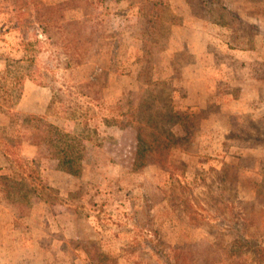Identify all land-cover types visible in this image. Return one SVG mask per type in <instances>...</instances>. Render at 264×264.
<instances>
[{
  "label": "rangeland",
  "instance_id": "374dc122",
  "mask_svg": "<svg viewBox=\"0 0 264 264\" xmlns=\"http://www.w3.org/2000/svg\"><path fill=\"white\" fill-rule=\"evenodd\" d=\"M0 264H264V0H0Z\"/></svg>",
  "mask_w": 264,
  "mask_h": 264
},
{
  "label": "trees",
  "instance_id": "16d2710c",
  "mask_svg": "<svg viewBox=\"0 0 264 264\" xmlns=\"http://www.w3.org/2000/svg\"><path fill=\"white\" fill-rule=\"evenodd\" d=\"M178 115H176L177 117ZM46 131L48 132V139L46 140V144L49 145L50 150L52 152V156L58 159L59 163H62L63 168L71 171V172H77L80 169V159L78 158V155L80 157V148L79 146L82 145V141L79 140L76 136H73L69 132L62 131L59 127L56 125H53L51 123L46 124ZM42 131V129L40 128ZM150 133H145L144 129H139V139H138V146L139 150L141 151L142 149L145 148V144H147V140L145 139V136H149L148 138L150 139V147L151 148H159V146L163 145H169L174 143L175 134L165 138H155V134ZM153 136V137H152ZM152 140V141H151ZM79 153V154H78ZM4 179L7 180V183H9L12 179L11 177H3ZM24 180V179H23ZM17 183L16 181H13L12 184ZM242 235V234H241ZM240 235V240L243 238ZM243 242V240L241 241ZM245 243H249L247 240L244 241Z\"/></svg>",
  "mask_w": 264,
  "mask_h": 264
}]
</instances>
